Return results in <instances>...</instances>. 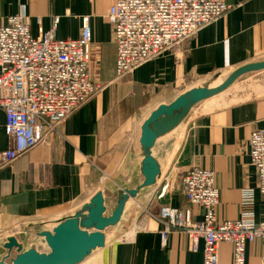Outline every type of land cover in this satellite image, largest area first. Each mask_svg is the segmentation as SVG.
Masks as SVG:
<instances>
[{"label":"crops","instance_id":"1","mask_svg":"<svg viewBox=\"0 0 264 264\" xmlns=\"http://www.w3.org/2000/svg\"><path fill=\"white\" fill-rule=\"evenodd\" d=\"M113 1L0 0V26L10 16H24L33 36L57 17L56 36L76 38L87 17L90 67L102 74L101 88L92 97L35 147L0 167V259L8 252L3 247L8 237L19 242L15 233L20 227L36 234L44 226L51 225L45 228L50 230L97 192L104 200L103 215L109 216L120 192L143 181L139 135L151 111L195 87L197 79L264 57V0H226L234 8L224 16L116 77V47L106 19ZM212 98L195 104L176 127L155 140L151 155L160 169L155 182L128 198L119 221L103 230L104 246L79 264H202V242L192 251L181 231L168 233L165 246L159 235L163 205L188 209L193 221L202 218L203 209L188 203L180 189L183 173L193 166L214 171L218 219L237 218L245 209L241 191L252 188L249 209L256 222H264V195L254 188L257 175L248 157L251 131L264 127V96L230 104ZM7 147L0 111V151ZM218 262L232 263L229 243L218 245ZM245 264H264V238L246 244Z\"/></svg>","mask_w":264,"mask_h":264},{"label":"built area","instance_id":"2","mask_svg":"<svg viewBox=\"0 0 264 264\" xmlns=\"http://www.w3.org/2000/svg\"><path fill=\"white\" fill-rule=\"evenodd\" d=\"M234 8L226 0H114L107 12L116 47L115 75L130 74ZM58 18L33 36L24 16L7 18L0 26V111L8 147L0 151V167L37 145L72 111L92 97L101 85L91 75V29L82 19L76 38L56 36ZM249 163L257 175L255 190L264 195V127L248 138ZM188 203L203 209L193 221L188 209L163 205L158 221L161 245L168 233L186 234L190 249L203 243V263L219 264L218 245L229 243L232 263L245 264L246 244L264 238V222L249 208L254 189L241 191L244 210L237 218L218 219V188L214 171L191 167L180 181Z\"/></svg>","mask_w":264,"mask_h":264},{"label":"water","instance_id":"3","mask_svg":"<svg viewBox=\"0 0 264 264\" xmlns=\"http://www.w3.org/2000/svg\"><path fill=\"white\" fill-rule=\"evenodd\" d=\"M262 69L264 60L246 63L230 72L215 87H193L180 93L171 102L158 105L140 127L139 144L143 154L141 185L123 189L109 216L103 215L104 200L101 192H97L72 216L59 220L51 230L38 232L37 234L44 239L48 252H41L35 248L24 250L15 237H8L3 244L8 252L5 258L0 259V264H79L94 249L103 247L105 243L103 230L119 221L128 198H133L140 188L153 184L160 172L157 161L151 155L155 140L176 127L198 102L221 93L240 76ZM12 249L16 250V254L7 262L6 259L9 258Z\"/></svg>","mask_w":264,"mask_h":264},{"label":"rangeland","instance_id":"4","mask_svg":"<svg viewBox=\"0 0 264 264\" xmlns=\"http://www.w3.org/2000/svg\"><path fill=\"white\" fill-rule=\"evenodd\" d=\"M261 60H264V57L256 61H261ZM90 70H91V75L93 79L97 81L98 83H100L101 85L102 74L99 73L98 69H94V70L90 69ZM229 74L230 72L229 73L220 72V73H215L213 75H210L208 77L197 79V82L194 83V86L195 87H200V86L212 87L218 82L221 83ZM258 95L264 96V69L256 71V72L247 73V74L240 76L227 89L222 91L220 94L213 96L214 98H212V101H221L223 103L229 102L228 104H230L232 102L245 100L250 97L258 96ZM202 104H205V102L203 103L199 102L198 105H202ZM50 226H47V227L44 226L43 229L45 230V228H49ZM15 235L17 236L19 243L21 244L24 250L28 248H35V249L37 248L36 250L39 249L38 251H41V252L49 251L48 247L45 246V243H44V246H41L44 239L42 238L41 240L40 238H38L39 236H37V234L35 233V230H29L28 228L20 227L19 231H17ZM15 254H16V250H15V253H10L9 258H7L6 261L9 262V259L13 257ZM4 256L2 258H5Z\"/></svg>","mask_w":264,"mask_h":264}]
</instances>
